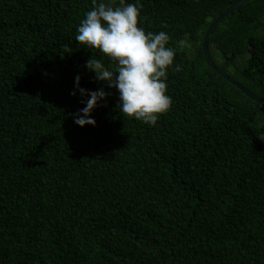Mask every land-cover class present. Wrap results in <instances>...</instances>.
Returning <instances> with one entry per match:
<instances>
[{"label":"trees","instance_id":"trees-1","mask_svg":"<svg viewBox=\"0 0 264 264\" xmlns=\"http://www.w3.org/2000/svg\"><path fill=\"white\" fill-rule=\"evenodd\" d=\"M239 1L141 0L138 26L176 51L172 106L149 126L85 67L112 66L75 40L92 0H0V264H264L263 107L202 51ZM209 52L264 99V0L224 19ZM76 76L110 93L95 126L72 119Z\"/></svg>","mask_w":264,"mask_h":264},{"label":"clouds","instance_id":"clouds-1","mask_svg":"<svg viewBox=\"0 0 264 264\" xmlns=\"http://www.w3.org/2000/svg\"><path fill=\"white\" fill-rule=\"evenodd\" d=\"M93 7L85 13L77 27L75 40L87 49H98L112 66L102 59L91 57L85 67L95 73V79L107 84L119 93L118 110L124 115L155 126L160 115L166 114L172 99L167 95L168 69L174 65L176 51L168 47L166 32H145L138 26L142 11L141 0L126 3L119 0L117 6L104 0H92ZM180 71L179 65L175 67ZM80 76L75 77L76 96L79 92L85 105L72 114L74 123L80 127L95 126L92 113L110 93L103 88L89 91L80 87Z\"/></svg>","mask_w":264,"mask_h":264},{"label":"water","instance_id":"water-1","mask_svg":"<svg viewBox=\"0 0 264 264\" xmlns=\"http://www.w3.org/2000/svg\"><path fill=\"white\" fill-rule=\"evenodd\" d=\"M253 1V0H241L234 5H232L228 10L223 12L220 16H218L209 26L205 37L203 39V44H202V51L206 60L207 65L216 73H218L221 77H223L225 80L230 82L233 86L238 88L244 95H246L248 98H250L252 101L256 102L259 104L261 107L264 108V99L259 98L252 93H250L248 90H246L242 85H240L238 82H236L234 79H232L230 76L225 74L223 71H221L211 60L210 57V52H209V38L212 34V32L215 30V28L224 20L226 19L231 13L236 11L238 8H240L242 5Z\"/></svg>","mask_w":264,"mask_h":264},{"label":"rangeland","instance_id":"rangeland-1","mask_svg":"<svg viewBox=\"0 0 264 264\" xmlns=\"http://www.w3.org/2000/svg\"><path fill=\"white\" fill-rule=\"evenodd\" d=\"M258 120L264 124V108L259 111ZM261 138L264 141V137L261 136Z\"/></svg>","mask_w":264,"mask_h":264}]
</instances>
